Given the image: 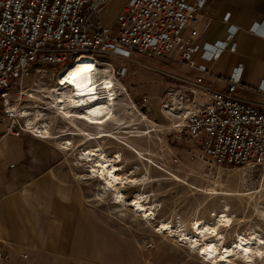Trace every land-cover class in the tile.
<instances>
[{"label":"rangeland","instance_id":"obj_1","mask_svg":"<svg viewBox=\"0 0 264 264\" xmlns=\"http://www.w3.org/2000/svg\"><path fill=\"white\" fill-rule=\"evenodd\" d=\"M108 75L99 72L94 78L101 83ZM116 77H109L113 87L108 93L113 98L110 118L103 124H88L74 116L66 118L63 111L68 103L62 107L58 101L59 96L66 98L69 88L56 90L58 82L48 85L44 77L33 85L39 75L32 76V70L23 79L22 87L28 90L23 92L19 110L29 127H43L48 137L42 139L59 147L60 154L77 159L65 165L69 168L66 173L74 177L82 195V208L89 209L94 220L87 223L86 230L96 242L98 264L104 260L107 264H215L198 253L199 247H190L197 220L214 229L198 234V243L213 241L219 251L222 246L232 248L240 235L264 239V165L251 168L209 163L199 143L187 141L186 133L173 130L178 120L173 121L172 104L164 111L159 102L142 107L125 80ZM17 84L12 82L11 99ZM165 89L161 92L164 102L172 97ZM99 92L101 97L107 95L103 89ZM78 110L70 112L74 115L81 112ZM3 116L0 100V125ZM107 132L110 137H99ZM27 137L36 138L24 132L15 139ZM28 147L24 143L17 151ZM91 148H99L98 152L108 158L119 155V161L112 159L123 175L116 189H107L104 180L90 172L92 161L80 156ZM118 192L123 197L117 198ZM133 198H139L153 213L146 218L128 206ZM220 212L228 220H219ZM161 222H168L171 232L158 231ZM251 248L255 252L256 246ZM262 250V255L251 261L238 251L229 261L216 264H264V245Z\"/></svg>","mask_w":264,"mask_h":264},{"label":"built area","instance_id":"obj_2","mask_svg":"<svg viewBox=\"0 0 264 264\" xmlns=\"http://www.w3.org/2000/svg\"><path fill=\"white\" fill-rule=\"evenodd\" d=\"M106 0H0V100L4 133L19 137L29 132L48 137L43 127L35 130L22 121L23 79L39 75L36 85L57 82L56 77L80 58L89 57L111 77L124 75L110 58H127L130 53L163 58L170 53L198 73H208L193 55L198 50L195 27L206 0H128L115 19L114 27L92 21L91 15ZM206 26V25H205ZM188 29V33L186 30ZM234 31L224 40L203 44L201 56L215 60L222 50H235ZM207 48H211L208 50ZM242 63L227 76L226 89H213L201 76L184 78L181 92L162 104H172L177 118L174 127L187 134V141L200 144L209 163L218 166L259 167L264 165V96L262 106L240 101L234 91ZM17 81L11 99L12 82ZM52 90V89H50ZM259 91L264 85L258 86ZM42 130V131H41ZM0 257H2L0 252ZM7 258L6 255L3 256Z\"/></svg>","mask_w":264,"mask_h":264},{"label":"crops","instance_id":"obj_3","mask_svg":"<svg viewBox=\"0 0 264 264\" xmlns=\"http://www.w3.org/2000/svg\"><path fill=\"white\" fill-rule=\"evenodd\" d=\"M127 1L106 0L91 20L114 27ZM191 27L197 31L198 45L193 59L205 65L208 73L189 69L175 53L157 58L132 52L124 59L110 58L116 69L125 67L119 79L130 86L132 96L138 97L142 107L158 102L162 106L165 88L177 96L183 79L196 76L213 89H226L229 72L242 63L234 95L261 107L264 90L259 91L258 86L264 85V0H206ZM229 31H234L235 50L225 48L217 59H204L203 44L224 40ZM174 124L173 130L183 133ZM3 133L0 125V264H98L96 242L86 230L87 223L94 220L90 210L82 208L74 177L66 173L69 168L65 165L77 159L60 154L61 149L46 139L17 140ZM24 143L29 147L17 151Z\"/></svg>","mask_w":264,"mask_h":264},{"label":"bare ground","instance_id":"obj_4","mask_svg":"<svg viewBox=\"0 0 264 264\" xmlns=\"http://www.w3.org/2000/svg\"><path fill=\"white\" fill-rule=\"evenodd\" d=\"M98 69L99 67L94 63L93 59L89 57L80 58L64 70L62 75L57 78L58 84L56 90H64L65 88H69L70 90V93L66 96V98L59 96L60 99L58 101L62 107L64 102L68 103L66 111H63L66 118L74 116L75 118L84 120L88 124H103L110 118V100L113 97H111L112 93L108 92L111 91L113 83L109 78L111 75L108 71L104 72L108 73L109 77H105L102 79L101 83H98L97 80H95L94 75L99 72H103ZM100 89L107 91V95H105V97H101L99 95ZM181 94L183 95V92H181ZM56 100H58V98ZM52 105L54 106V104ZM74 108H78L81 112L73 115L70 111ZM81 134H85V132L82 131ZM101 136L110 137V133H102L99 137ZM88 138L93 139V137ZM98 151L99 148H91L81 152L80 156L92 161V164L90 165V172L102 178L107 189H116V187H118V185L122 182L123 175L119 172L121 170L119 164H115L112 159L119 161V155L117 154L113 158H108L104 152ZM115 195L117 198L119 196L123 197L120 192ZM128 206H131L133 209L143 213L146 218L153 213L150 208H146L139 198L129 200ZM217 218L219 220H228L224 212L218 213ZM170 228L171 226L168 222H161L157 230L169 231ZM193 229L196 236H193L191 240H189L190 247H199L198 253L203 255L205 259H211V261L215 264L218 261H229L232 255L238 251L248 261H251L253 257L260 256L263 253L262 248L264 245V239H255L253 237L246 238L240 235L234 241L232 248L222 246L221 251H219L213 241L204 242L202 245L198 243L197 235H201L205 230L212 233L211 231L214 230L213 228L200 225V221L197 220L193 225ZM169 236H172V234ZM184 237L187 238L186 236ZM252 245L256 246L255 252L251 248Z\"/></svg>","mask_w":264,"mask_h":264}]
</instances>
